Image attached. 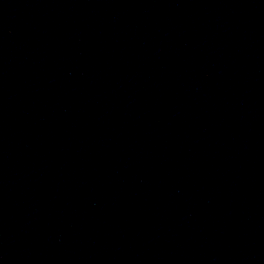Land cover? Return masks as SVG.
<instances>
[{
  "label": "water",
  "instance_id": "95a60500",
  "mask_svg": "<svg viewBox=\"0 0 264 264\" xmlns=\"http://www.w3.org/2000/svg\"><path fill=\"white\" fill-rule=\"evenodd\" d=\"M0 264H264V0H0Z\"/></svg>",
  "mask_w": 264,
  "mask_h": 264
}]
</instances>
